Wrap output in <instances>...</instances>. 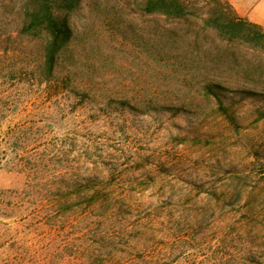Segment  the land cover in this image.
Instances as JSON below:
<instances>
[{
    "label": "rangeland",
    "instance_id": "obj_1",
    "mask_svg": "<svg viewBox=\"0 0 264 264\" xmlns=\"http://www.w3.org/2000/svg\"><path fill=\"white\" fill-rule=\"evenodd\" d=\"M20 21L0 0V264H85L100 237L150 264H264V53L84 4L45 83ZM87 179L130 200L56 204Z\"/></svg>",
    "mask_w": 264,
    "mask_h": 264
},
{
    "label": "trees",
    "instance_id": "obj_2",
    "mask_svg": "<svg viewBox=\"0 0 264 264\" xmlns=\"http://www.w3.org/2000/svg\"><path fill=\"white\" fill-rule=\"evenodd\" d=\"M21 18L18 35L33 41L40 52L41 63L34 76L39 81L52 82L59 69V59L72 38V29L68 16L87 5L89 10H97L103 15H131L132 18L149 19V25L155 35L165 41L193 37L196 43L200 39H211L222 45L226 51L232 47H243L253 52L264 53V31L261 27L238 17L226 0H13ZM231 56L233 57L232 53ZM201 92L209 95L223 90L218 84L204 83ZM217 99V98H216ZM222 108V105H219ZM76 194H63L64 187L57 189V205L65 206L80 200L85 213L98 211L99 218L104 219L108 213L127 203L130 198L116 196L105 190L102 183L91 189L90 179ZM66 187L76 184L64 182ZM100 186V187H99ZM119 242L113 238L100 237L96 248L87 256L85 264H150L144 257L138 260L131 257L111 254ZM123 245V244H120ZM123 246H129L125 243ZM133 248V247H132ZM109 249L107 252L106 250Z\"/></svg>",
    "mask_w": 264,
    "mask_h": 264
},
{
    "label": "crops",
    "instance_id": "obj_3",
    "mask_svg": "<svg viewBox=\"0 0 264 264\" xmlns=\"http://www.w3.org/2000/svg\"><path fill=\"white\" fill-rule=\"evenodd\" d=\"M235 14L264 29V0H226Z\"/></svg>",
    "mask_w": 264,
    "mask_h": 264
}]
</instances>
